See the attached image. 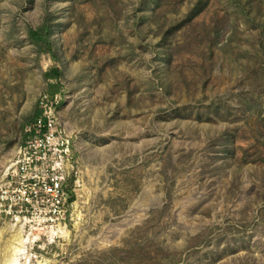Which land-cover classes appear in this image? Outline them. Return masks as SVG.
Returning a JSON list of instances; mask_svg holds the SVG:
<instances>
[{
	"label": "rangeland",
	"instance_id": "374dc122",
	"mask_svg": "<svg viewBox=\"0 0 264 264\" xmlns=\"http://www.w3.org/2000/svg\"><path fill=\"white\" fill-rule=\"evenodd\" d=\"M53 87L75 198L0 264H264V0H0V181Z\"/></svg>",
	"mask_w": 264,
	"mask_h": 264
},
{
	"label": "built area",
	"instance_id": "2783aa9c",
	"mask_svg": "<svg viewBox=\"0 0 264 264\" xmlns=\"http://www.w3.org/2000/svg\"><path fill=\"white\" fill-rule=\"evenodd\" d=\"M66 99L65 89L39 95L40 114L26 123L24 140L0 181V225L33 232L66 224L78 167L73 135L61 121Z\"/></svg>",
	"mask_w": 264,
	"mask_h": 264
},
{
	"label": "trees",
	"instance_id": "16d2710c",
	"mask_svg": "<svg viewBox=\"0 0 264 264\" xmlns=\"http://www.w3.org/2000/svg\"><path fill=\"white\" fill-rule=\"evenodd\" d=\"M29 35L31 39L35 42V44L38 46L40 52H48V53L53 52V44L50 39L51 25L48 23V21L44 22L38 28H30ZM59 75H60V71L57 67H54L51 70H49V72H46L47 77L57 78L59 77ZM49 91L55 92L58 91V89L53 87V89ZM39 114H40V110L37 106L34 115L26 123L34 120V118L37 117ZM74 198H75V194L71 191L70 201L72 202Z\"/></svg>",
	"mask_w": 264,
	"mask_h": 264
},
{
	"label": "bare ground",
	"instance_id": "6f19581e",
	"mask_svg": "<svg viewBox=\"0 0 264 264\" xmlns=\"http://www.w3.org/2000/svg\"><path fill=\"white\" fill-rule=\"evenodd\" d=\"M20 240V236L18 237ZM21 249L17 248L14 249V251L12 252V259H11V264H18V255L20 254Z\"/></svg>",
	"mask_w": 264,
	"mask_h": 264
}]
</instances>
